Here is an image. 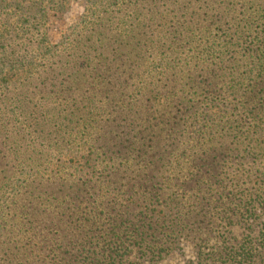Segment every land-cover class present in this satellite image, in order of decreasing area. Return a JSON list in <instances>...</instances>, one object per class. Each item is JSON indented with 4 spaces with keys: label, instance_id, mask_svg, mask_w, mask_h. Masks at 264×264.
Returning <instances> with one entry per match:
<instances>
[{
    "label": "trees",
    "instance_id": "16d2710c",
    "mask_svg": "<svg viewBox=\"0 0 264 264\" xmlns=\"http://www.w3.org/2000/svg\"><path fill=\"white\" fill-rule=\"evenodd\" d=\"M189 246L264 264V0H0V264Z\"/></svg>",
    "mask_w": 264,
    "mask_h": 264
},
{
    "label": "rangeland",
    "instance_id": "374dc122",
    "mask_svg": "<svg viewBox=\"0 0 264 264\" xmlns=\"http://www.w3.org/2000/svg\"><path fill=\"white\" fill-rule=\"evenodd\" d=\"M83 12V7L78 1H72L63 10H53L49 12L48 26L50 30V47L56 45L67 33L69 27L75 24ZM188 246V245H187ZM182 251H177L168 264H192V252L189 247H184Z\"/></svg>",
    "mask_w": 264,
    "mask_h": 264
}]
</instances>
